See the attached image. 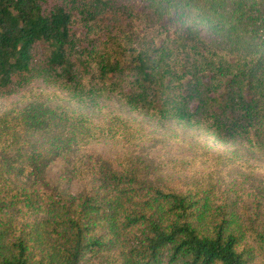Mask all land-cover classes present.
Listing matches in <instances>:
<instances>
[{
	"label": "trees",
	"instance_id": "16d2710c",
	"mask_svg": "<svg viewBox=\"0 0 264 264\" xmlns=\"http://www.w3.org/2000/svg\"><path fill=\"white\" fill-rule=\"evenodd\" d=\"M34 77L264 161V0H0V98ZM102 113L40 94L0 109V264H264V179L105 159L88 146L142 138Z\"/></svg>",
	"mask_w": 264,
	"mask_h": 264
},
{
	"label": "rangeland",
	"instance_id": "374dc122",
	"mask_svg": "<svg viewBox=\"0 0 264 264\" xmlns=\"http://www.w3.org/2000/svg\"><path fill=\"white\" fill-rule=\"evenodd\" d=\"M52 1L43 0V5L49 6ZM39 94L44 99L59 100L74 110L93 116L94 119H100L104 110L131 118L134 121V132L142 138L141 142L133 139L127 141L118 139L95 142L88 146L94 153L101 154V157L115 163L127 155L140 156L153 163L152 174L154 176L157 175L161 179L172 182H181L189 178L199 179L209 173H214L213 177L218 175L225 183L235 186H241L244 179L241 174L264 179V161H260L261 165L258 167L255 164L252 167L251 162L249 167L245 166L248 170L241 169V163L246 162V160L241 162L246 152L239 145L218 143L195 128H187L175 123L163 130H157L145 116L129 112L115 99L108 101L106 107L98 109L95 113L70 98L59 87L46 85L40 78L34 77L22 87L15 86L9 94L0 98V109L3 110L10 106L21 107ZM230 156H234V159L229 162L216 160ZM58 170L59 166L53 164L48 170L50 177H56ZM75 186L76 184H73L72 188Z\"/></svg>",
	"mask_w": 264,
	"mask_h": 264
}]
</instances>
